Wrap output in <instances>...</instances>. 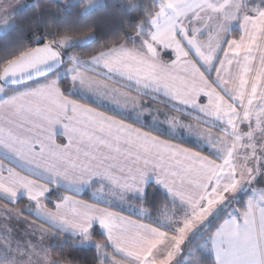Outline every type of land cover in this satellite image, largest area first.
I'll return each mask as SVG.
<instances>
[{"label":"crops","instance_id":"1","mask_svg":"<svg viewBox=\"0 0 264 264\" xmlns=\"http://www.w3.org/2000/svg\"><path fill=\"white\" fill-rule=\"evenodd\" d=\"M243 3L211 68L152 46L148 25L130 45L76 62L67 77L9 93L0 88V209L9 210L1 222L0 259L53 264L49 247L57 234L120 264H147L161 244L168 256L175 252L177 235L145 221L147 188L183 210L165 226H184L210 210L208 190L223 174V160L207 147L225 138L231 146L237 140L264 145V0ZM12 14L4 15L6 22ZM221 213L201 257L264 264V179L258 189L247 184ZM93 229L102 241L91 237Z\"/></svg>","mask_w":264,"mask_h":264},{"label":"rangeland","instance_id":"2","mask_svg":"<svg viewBox=\"0 0 264 264\" xmlns=\"http://www.w3.org/2000/svg\"><path fill=\"white\" fill-rule=\"evenodd\" d=\"M22 0H0V34H6L12 27L10 17L17 13L19 10L26 7L27 3L18 7V3ZM84 11H89L103 0H82ZM157 5V12L149 19L148 25L151 31H148L150 44L157 46L162 50L171 52L174 57H182L191 55L194 58L203 61V65L211 68L213 63L218 59L222 52L226 35L235 28V23L238 19L237 9L239 13L246 9L245 3L242 0H154ZM81 1H74L68 4H73ZM62 3V2H60ZM63 4V3H62ZM16 12L12 14L14 11ZM6 13L12 14L9 21L6 22L4 15ZM10 25V26H9ZM144 26H139L138 32L142 31ZM89 37L70 39L61 38L49 42L48 37L45 35L43 39L39 35L32 41V43H50L63 57L69 61L68 67H62L55 73L54 78L67 77L68 73L74 67L76 62H81L76 57H69L64 55V50L74 45L85 44ZM28 44V42H27ZM2 86L0 85V88ZM79 96V95H78ZM96 105H103V102H96L95 98H91ZM137 102V99H132ZM118 103H121L119 101ZM111 110V108H107ZM133 119L132 115L128 116ZM141 121V120H140ZM181 124L183 121H180ZM181 128V125H177ZM162 132L163 130H159ZM163 133V132H162ZM180 137V135H177ZM254 142V141H253ZM192 143V142H191ZM226 138L223 139L222 144L217 146H208L207 150L217 154L220 160H223L224 169L223 174L219 177V184H211L208 193L210 195L206 201L211 205L210 210L207 208L198 212L194 218L187 217L192 221H186L184 226L165 227L169 232L177 235L175 252L167 255L165 251V244H161L156 256L153 260L148 261L147 264H199L201 253L206 249V236L203 237L202 242L199 241L192 245L190 248H185L184 245L194 238L198 232L205 229L208 224L216 218L225 207L233 202L245 192L247 184L252 188L258 189L260 182L264 179V145L258 142L248 143L243 142L240 145L239 140L233 143ZM237 147V148H236ZM233 152V153H232ZM217 180V179H216ZM218 187V188H217ZM113 206L122 208L116 202H112ZM30 206V205H28ZM28 209V207H25ZM220 208V210H219ZM128 213H137L134 208H124ZM9 210L5 208L0 209V232L1 222L5 219V213ZM19 212L22 211L19 209ZM21 219L28 220L25 213ZM209 214V215H208ZM30 215V214H29ZM164 222V221H163ZM166 222V221H165ZM165 226V223H163ZM170 237V241L175 240L176 236ZM6 250H12L11 244H5ZM88 245V244H86ZM106 247L105 244H102ZM100 249V248H99ZM1 251H5L4 248ZM100 261H107L108 264H120L114 259H106L103 250L97 251ZM104 255H102V254ZM102 255V256H100ZM3 257V255H2ZM104 263V264H105ZM0 264H7L3 258L0 259ZM128 264V263H124Z\"/></svg>","mask_w":264,"mask_h":264},{"label":"trees","instance_id":"3","mask_svg":"<svg viewBox=\"0 0 264 264\" xmlns=\"http://www.w3.org/2000/svg\"><path fill=\"white\" fill-rule=\"evenodd\" d=\"M26 3V7L10 17L12 22L10 31L6 34H0V71L6 64L32 48L46 44L43 41L32 43L37 35L41 39L46 35L50 43L61 38L89 37L85 44L74 45L64 50L65 56L76 57L80 61L87 60L120 45H130L132 37L139 33V26H148L149 19L158 10L154 0H103L102 4L89 11H84L82 2L62 4L55 0H26ZM143 35L145 34L143 33ZM61 56L62 67H67L69 61L63 55ZM54 75L43 80L51 79ZM65 83V79L58 82L62 92L65 90ZM17 89L4 88V91L9 93ZM189 147L208 154L196 146ZM80 198L88 201L85 194ZM55 199L59 200L60 198ZM18 203L22 204V201ZM143 205L148 214L145 221L160 229H165V227L171 225L166 224L164 226L163 221L174 220L172 219L173 214L178 216L183 214L182 209L152 186H149L145 192ZM222 214L220 213L214 218L205 229L198 232L184 247L190 248L195 243L202 241L203 236L211 235L221 221ZM91 237L96 240H103L96 229L92 230ZM49 258L53 264L105 263L100 261L95 248L83 246L77 239L64 237L60 234H57L49 247ZM211 263L212 260L204 256L199 260V264Z\"/></svg>","mask_w":264,"mask_h":264},{"label":"water","instance_id":"4","mask_svg":"<svg viewBox=\"0 0 264 264\" xmlns=\"http://www.w3.org/2000/svg\"><path fill=\"white\" fill-rule=\"evenodd\" d=\"M62 66L61 54L50 44L36 46L1 69L0 85L4 88L23 87L55 74Z\"/></svg>","mask_w":264,"mask_h":264}]
</instances>
